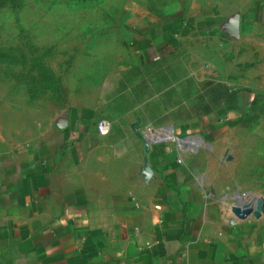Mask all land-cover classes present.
<instances>
[{"label": "crops", "instance_id": "crops-1", "mask_svg": "<svg viewBox=\"0 0 264 264\" xmlns=\"http://www.w3.org/2000/svg\"><path fill=\"white\" fill-rule=\"evenodd\" d=\"M150 1L118 101L0 148V264H264V193L259 218L230 212L264 192V0ZM166 127L201 145L146 150L139 132Z\"/></svg>", "mask_w": 264, "mask_h": 264}, {"label": "rangeland", "instance_id": "rangeland-1", "mask_svg": "<svg viewBox=\"0 0 264 264\" xmlns=\"http://www.w3.org/2000/svg\"><path fill=\"white\" fill-rule=\"evenodd\" d=\"M150 3L0 0V148L44 142L55 116L67 107L118 101L106 88L135 61L137 33L131 25L148 21ZM166 145L183 146L175 139ZM248 182L264 190V174L256 177L253 170ZM263 193L253 195L263 201Z\"/></svg>", "mask_w": 264, "mask_h": 264}, {"label": "built area", "instance_id": "built-area-1", "mask_svg": "<svg viewBox=\"0 0 264 264\" xmlns=\"http://www.w3.org/2000/svg\"><path fill=\"white\" fill-rule=\"evenodd\" d=\"M166 128H170V127H166ZM166 128H157V129H154V128H150V129H146L145 132H142V141L144 143V145H148V148L152 147V146H157V145H162V144H166L168 142H170L171 140H169L168 136H167V132H165V129ZM171 129V128H170ZM110 130V124L107 122V121H100L98 123V132L100 135H107L108 132ZM172 130V129H171ZM148 134H157V135H164V138L163 139H159L158 141L154 142V143H148L147 142V139H146V136ZM184 139H193L192 137L190 136H187V137H183ZM178 144V142H176ZM182 147L184 146H177L178 150H181ZM193 148V147H191ZM249 198V192H240V191H237L235 193H233V198H232V202L233 204L231 205L234 206V207H239V208H242L244 206H247V201H245L246 199ZM244 202H242L243 200ZM157 210H160L159 207H156Z\"/></svg>", "mask_w": 264, "mask_h": 264}, {"label": "bare ground", "instance_id": "bare-ground-1", "mask_svg": "<svg viewBox=\"0 0 264 264\" xmlns=\"http://www.w3.org/2000/svg\"><path fill=\"white\" fill-rule=\"evenodd\" d=\"M165 132H167V136H168L169 140H171V141H173L174 139L179 140L178 142L182 143V145L185 148L189 147L190 145H201L200 140L197 141L194 139H184V138L183 139H176L170 128L169 129L166 128ZM163 138H164V135H157L156 134L155 137H153L151 139H147V142L148 143H154V142L158 141L159 139H163ZM241 200H243V199H241ZM245 201H247L246 205H247V207H249L253 211V213H258L260 211V208H261L260 199L255 197L253 195V193H249V198L246 199ZM242 202H244V200Z\"/></svg>", "mask_w": 264, "mask_h": 264}, {"label": "water", "instance_id": "water-1", "mask_svg": "<svg viewBox=\"0 0 264 264\" xmlns=\"http://www.w3.org/2000/svg\"><path fill=\"white\" fill-rule=\"evenodd\" d=\"M145 148H146V150L148 149V145L147 144L145 145ZM230 210H231L232 214L235 217H237L239 220L246 219L249 215H251L253 213V211L247 206H244L242 208L232 206L230 208ZM252 217L259 218L260 215L257 214V213H253Z\"/></svg>", "mask_w": 264, "mask_h": 264}]
</instances>
